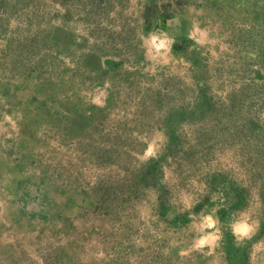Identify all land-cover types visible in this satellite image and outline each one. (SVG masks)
Returning a JSON list of instances; mask_svg holds the SVG:
<instances>
[{
    "label": "rangeland",
    "instance_id": "rangeland-1",
    "mask_svg": "<svg viewBox=\"0 0 264 264\" xmlns=\"http://www.w3.org/2000/svg\"><path fill=\"white\" fill-rule=\"evenodd\" d=\"M0 264H264V0H0Z\"/></svg>",
    "mask_w": 264,
    "mask_h": 264
}]
</instances>
